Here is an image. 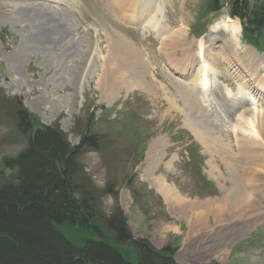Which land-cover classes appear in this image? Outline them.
I'll use <instances>...</instances> for the list:
<instances>
[{"label":"rangeland","instance_id":"obj_1","mask_svg":"<svg viewBox=\"0 0 264 264\" xmlns=\"http://www.w3.org/2000/svg\"><path fill=\"white\" fill-rule=\"evenodd\" d=\"M214 1L0 0V186L18 179L17 169L7 168L6 161L27 146V136L18 129V110L25 109L36 127L60 128L71 146L97 138V147L86 144L79 151L76 183L94 195L102 226L108 228L104 219L123 213L134 239H146L158 251L170 248L177 264H264V134L255 149L262 154L256 151V158L241 160L243 148L239 155L236 137L223 127L225 118L234 120L247 109L245 117L253 115L262 132L264 93L255 90L261 101L250 105L246 99L252 96L245 87H253L239 81L250 73L264 88V63L252 64L246 52L263 61L264 53L244 38V46L231 51L232 38L224 31L231 0H220L225 8L217 12ZM115 7L125 18L136 13L138 21H125ZM40 11L66 33L47 48L30 42L24 30L27 14ZM119 39L139 56L146 78L139 86L118 85L108 95L104 82ZM198 42L213 85L196 94L205 106L200 105L207 113L203 118L182 97L178 80L192 84L175 72L193 68V77L201 78L200 63H187L190 53L198 52ZM232 68L242 79L234 77ZM226 86L238 101L227 99ZM243 88L247 94H241ZM194 122L211 143L200 138ZM242 134L240 145L246 139ZM157 178L173 189L179 202L153 187ZM236 182L248 195L239 206L230 200ZM109 195L110 214L103 210ZM59 229L76 245L94 237L70 224ZM106 232L112 243L111 232ZM117 246L137 261L132 243Z\"/></svg>","mask_w":264,"mask_h":264},{"label":"trees","instance_id":"obj_2","mask_svg":"<svg viewBox=\"0 0 264 264\" xmlns=\"http://www.w3.org/2000/svg\"><path fill=\"white\" fill-rule=\"evenodd\" d=\"M228 6L230 16L242 20L246 40L264 51V0H231ZM224 7L220 0L213 2L216 12ZM18 113L27 146L6 161L7 168L17 169V181L0 186V264H177L170 248L158 251L148 240L134 239L123 213L104 219L108 228L99 223L94 195L76 183L79 151L86 144L97 147L96 137L71 146L60 128L36 127L28 110ZM63 224L94 237L76 245L59 229ZM128 243L137 261L117 246Z\"/></svg>","mask_w":264,"mask_h":264},{"label":"bare ground","instance_id":"obj_3","mask_svg":"<svg viewBox=\"0 0 264 264\" xmlns=\"http://www.w3.org/2000/svg\"><path fill=\"white\" fill-rule=\"evenodd\" d=\"M113 3H115V1ZM119 10L120 9L116 8V12L119 13V16L122 19H124L125 21H127V20L131 21V19H133V21H138L137 19L134 18V17H136V13H135V16L132 17V18H125V17L121 16V12ZM27 17H29L28 20L26 19L28 21V23H26V26L24 27V30L29 32V36H28V38H30L29 41L34 43L36 46L47 48V47H50L51 45L55 44V42L57 43L58 40H60L62 38L63 39L66 38V33L62 32L63 29H64L63 26H60L59 24H57V21H55V20L54 21L50 20L43 11H40V12H38L35 15H33L32 13H28ZM15 23H17V22L15 21ZM213 28H214V30H212L213 32H217L218 31V26L217 25L215 27H213ZM59 34H62V35H59ZM211 42H213V41H211ZM230 43L233 46L231 51L234 52V50L237 47L235 46V43H234L233 39L231 40ZM128 45L126 44L125 41H122V39L121 40L119 39L113 45L112 58H111L112 59L111 60L112 67L113 68L111 69V72L109 73V76L107 78V83L104 82L105 86H106V88H104V89H106V92H107L108 95H112L117 90V88L119 87L118 85H127V86L138 85L139 86V85H142L143 81L146 78V73H145V71L143 69V66H142V63H141V60H140L139 56H137V54L135 55L134 54L135 52L131 49L130 46L128 47ZM201 46H202L201 42H198L197 43L198 52L196 53V51H195L194 54L190 53V57H189V54H188L189 59L187 60V63L192 62L194 64L195 61H196V64L200 63V65H201L200 69L201 70H200V72H198V74H200L201 78L200 79H196L195 77H193L195 75V73H197V72H195V70H193V68H183L181 70H176V73L180 74V76H182L184 79H186L191 74V76H189L187 78L188 81L189 80H193V81L199 82V80H200L201 84L210 85V90H211L213 88V85H212V83H211V81L209 79V77H210L209 74H208V70L209 69H208V67H204V65H206L205 61H206L207 55L202 50ZM41 49H43V48H41ZM190 50L191 49H189L188 51H190ZM131 53H133V54H131ZM130 55H133V57H130ZM246 55H249L248 58H249V61L252 64H253V62L256 63V64H259V65L261 63H264L263 59L256 58V56H255L256 54L254 55V53H252L251 51L246 52ZM230 59H231V57L229 55L226 56V60L230 61ZM184 60H186V59H184ZM224 60H225V57H224ZM201 62H204V63L201 64ZM234 65L236 66V64H234ZM177 68L179 69L180 67H177ZM235 69H239L238 66L235 67ZM191 71H193V72L191 73ZM233 72H234L233 75H234L235 78H237V79L241 78L242 79V77L239 76V72H237L234 69H233ZM242 76H243L242 84L244 85V83H248V84H250L249 85L250 88L253 87L251 90H249V87H247V86L245 87L247 89L246 91L247 92L250 91V95L252 97H254V98L250 97V99H248V103L250 105H255V104L260 103L261 100L255 94H256V92H258L259 94L260 93H264V90L260 89V88H263V87L261 85L259 86V82L257 80L255 82V78L252 76V74H250V73L247 74L246 73V74H243ZM258 76H259V74H257V77ZM178 81H179L178 83L181 82L179 84V87H180V93H181L182 97L185 100L190 101L191 103H193V105L196 108L200 109L198 112L203 115L201 118L205 117L207 115V113L204 112L205 110H203L201 108V106H200V105L204 106L203 101H202L200 96H199V98H197V95H196V94L200 95V93H199L200 89H198V88H196V87H194V86H192V85H190V84H188L186 82H182L180 80H178ZM140 87H143V86H140ZM255 90H256V92H255ZM234 98L238 99V96H236ZM36 104L39 105L40 101L36 102ZM248 119H252L254 123L258 122V120H256V121L254 120L253 115L250 116ZM194 126H195L194 128H196V132H198L200 138L204 142H206V143H211L212 142V140L210 138L205 139L206 138V134L204 133V131L198 129L199 127L197 128L198 124H196L194 122ZM259 132H260L259 136H250V135H246V134L243 133L242 135L246 139L243 140V144L244 145L241 143L242 146L240 145L241 141H239L238 133H234V136L237 138V142H236V145H234V148L239 153V155L241 154V151H242V150L239 151V148L240 147L243 148L242 156H240L241 160H242V157H245L244 158L245 160H249V159H251V157L252 158L253 157L256 158V156H257L256 153L259 152V151L255 150V149H257V147H259L260 142L262 140L261 138H262V136L264 134V126L262 127V132H261V130H259ZM217 148L220 150V152L222 154H225V153H223L224 149H223L222 146L218 145ZM226 148L227 147L225 146V149ZM258 154H262V153L259 152ZM259 158H260V160L263 159V157H259ZM151 183H152L153 187H155L166 199L171 200L173 197H175V198H173V201L176 200L177 202H179L177 194H175L173 192V189L169 185L165 184L164 181L161 178L154 179L153 182H151ZM235 184H236L235 185L236 188L234 189L233 195L231 196L230 200H233V202L237 206H239V205H242L245 202V199L248 198V195H247V192L244 190L243 186H240L241 184L239 185V184H237V182ZM245 204H246V202H245Z\"/></svg>","mask_w":264,"mask_h":264},{"label":"clouds","instance_id":"obj_4","mask_svg":"<svg viewBox=\"0 0 264 264\" xmlns=\"http://www.w3.org/2000/svg\"><path fill=\"white\" fill-rule=\"evenodd\" d=\"M224 31L226 34L230 35L237 48H241L244 46L243 26L240 23L239 17H228L227 20L224 22ZM204 67H207V65H204ZM225 92L229 96L232 95V89L228 86L225 87ZM246 110L247 109H242L239 113H237L234 120L225 118L223 124L224 130L232 133H244L250 136H259L260 133L256 123H254L252 119H246ZM244 125H247V127H244ZM112 206L113 199L111 195H109L103 199V210L106 213L110 214V209Z\"/></svg>","mask_w":264,"mask_h":264}]
</instances>
